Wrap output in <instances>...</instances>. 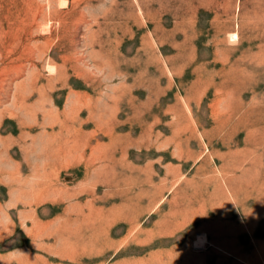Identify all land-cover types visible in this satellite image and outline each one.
Here are the masks:
<instances>
[{
    "label": "rangeland",
    "instance_id": "rangeland-1",
    "mask_svg": "<svg viewBox=\"0 0 264 264\" xmlns=\"http://www.w3.org/2000/svg\"><path fill=\"white\" fill-rule=\"evenodd\" d=\"M0 264H264V0H0Z\"/></svg>",
    "mask_w": 264,
    "mask_h": 264
},
{
    "label": "bare ground",
    "instance_id": "bare-ground-1",
    "mask_svg": "<svg viewBox=\"0 0 264 264\" xmlns=\"http://www.w3.org/2000/svg\"><path fill=\"white\" fill-rule=\"evenodd\" d=\"M205 244V237H201L200 239H198V241L196 242V246L198 247H202Z\"/></svg>",
    "mask_w": 264,
    "mask_h": 264
},
{
    "label": "crops",
    "instance_id": "crops-1",
    "mask_svg": "<svg viewBox=\"0 0 264 264\" xmlns=\"http://www.w3.org/2000/svg\"><path fill=\"white\" fill-rule=\"evenodd\" d=\"M197 241H198V240H197ZM197 241H196V242H197Z\"/></svg>",
    "mask_w": 264,
    "mask_h": 264
}]
</instances>
